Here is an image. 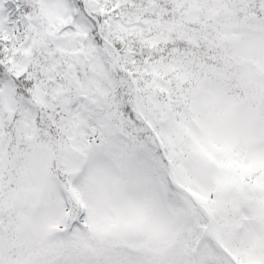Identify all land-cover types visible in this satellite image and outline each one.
<instances>
[{
	"label": "snow or ice",
	"instance_id": "snow-or-ice-1",
	"mask_svg": "<svg viewBox=\"0 0 264 264\" xmlns=\"http://www.w3.org/2000/svg\"><path fill=\"white\" fill-rule=\"evenodd\" d=\"M0 264H264V0H0Z\"/></svg>",
	"mask_w": 264,
	"mask_h": 264
}]
</instances>
